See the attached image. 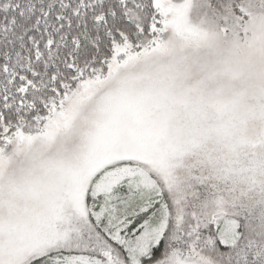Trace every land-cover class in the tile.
Listing matches in <instances>:
<instances>
[{
    "label": "snow or ice",
    "instance_id": "1",
    "mask_svg": "<svg viewBox=\"0 0 264 264\" xmlns=\"http://www.w3.org/2000/svg\"><path fill=\"white\" fill-rule=\"evenodd\" d=\"M0 264H264V0H0Z\"/></svg>",
    "mask_w": 264,
    "mask_h": 264
}]
</instances>
